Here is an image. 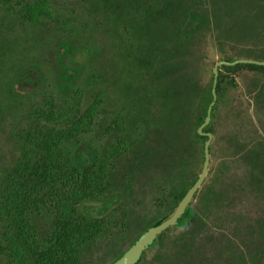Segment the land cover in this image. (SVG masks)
Listing matches in <instances>:
<instances>
[{
	"label": "trees",
	"instance_id": "1",
	"mask_svg": "<svg viewBox=\"0 0 264 264\" xmlns=\"http://www.w3.org/2000/svg\"><path fill=\"white\" fill-rule=\"evenodd\" d=\"M53 1L0 0V9L33 35L35 47L49 32L56 40L70 39L71 53L86 46L91 58L74 69L72 84L41 97L37 114L4 97L8 90L15 95L13 84L26 69L16 65L28 60H16L10 49L0 56V136L7 132L11 154L0 170V264H82L84 252L112 238L116 227L124 238L127 205L145 169L161 172L155 187L163 192L143 233L172 214L203 169L208 138L198 130L213 101L216 63L264 61V0H81L80 15L72 11L71 19L87 21L77 28H69L60 10L52 13ZM94 17L105 20L108 47L97 43L89 20ZM111 51L122 61L117 68L126 82L121 103L114 104L102 64ZM64 54L56 52L61 66ZM86 73L89 79L80 86ZM246 74L260 85L255 101L264 97L257 80L264 79V66L219 67L217 102L204 129L213 134L207 178L178 225L167 230H177L175 237L160 235L137 264H264V135L255 126L245 135V114L234 97ZM231 116L236 122L219 134L220 123ZM90 140L97 150L93 158L79 156ZM91 203L105 211L92 215ZM38 214L54 215L41 235ZM195 220L198 231L190 228Z\"/></svg>",
	"mask_w": 264,
	"mask_h": 264
},
{
	"label": "rangeland",
	"instance_id": "2",
	"mask_svg": "<svg viewBox=\"0 0 264 264\" xmlns=\"http://www.w3.org/2000/svg\"><path fill=\"white\" fill-rule=\"evenodd\" d=\"M79 4H82L81 0H58L57 2H54L52 12L55 13L56 9L60 10L59 12L63 13L64 19L63 21L68 24L69 28H77L78 26H82L86 19L81 16H77L75 20L71 19L72 11L74 14L80 15L79 10ZM65 9H69L68 12H64ZM91 22V25L94 26V36L98 38V44L100 46L105 45V39L106 36L104 35V32L102 29H104L102 26H104L105 20L101 17H94L92 20L89 19ZM97 25V26H96ZM67 26V27H68ZM98 27V28H97ZM5 32V37L2 38V34ZM28 33V32H27ZM31 35L32 33H28ZM49 32L45 34L42 33V38L44 39L43 42L39 44V46L35 47L34 37L33 35L28 36L24 33L23 30L19 29L17 26V20L16 16L9 11L5 9H0V40L3 42L0 44V56L2 53H6L9 49L11 52L16 55L14 58L16 60L25 59L24 61L28 63H36L38 57H43V53L45 51V47L47 46V42L50 36H48ZM51 38V37H50ZM51 40V39H50ZM114 42V41H113ZM111 43L106 44L105 47H108ZM45 45V46H44ZM10 52V51H9ZM107 55H105L104 58H102V62H97V64L102 63L105 67L104 71L106 73V84H107V92L110 96V101L114 104L115 101H120L118 94L123 89V86L126 84V82L120 80L121 73L120 70L118 71L117 67H121L122 69V61L120 59H116L114 55V51L107 52ZM13 55V54H12ZM14 56V55H13ZM211 56L213 58H217L215 56V52L211 53ZM10 58V57H9ZM89 79V73H86L84 77L82 78V81L79 83L80 86L86 85L87 81ZM120 80V81H119ZM258 82L261 81V83L264 85V79L259 78L257 79ZM98 87V86H97ZM56 87L53 86V90H55ZM260 90V85L256 87L254 79L252 78V75L246 74L239 82V89L235 93V99L237 98V101L242 106V112L244 115V123L242 120V124H244L245 128V135L246 132L249 130L253 132V129L255 126L260 134L264 135V97L262 100L257 103V100L255 101L254 95L256 96V93ZM264 92V91H263ZM122 101V100H121ZM120 101V103H121ZM21 114H23L21 112ZM17 115V114H16ZM18 118H15L17 120ZM247 119V120H246ZM15 120H11L12 125H14ZM236 121L232 120L231 116V122L228 121L227 124L220 123L219 128V134L224 132V129H227L229 126H232ZM248 122V123H247ZM17 123V122H16ZM246 124V125H245ZM3 129V128H2ZM5 131V129H3ZM3 133V132H2ZM8 137L7 132L6 135L0 136V170L4 168V166L8 163V160L11 157L8 143H7ZM1 172V171H0ZM147 170H143L140 174V181H142L144 184L148 182L149 175L146 173ZM143 175V176H142ZM136 197L133 198L132 202L130 201L131 206H133V209L130 210V205H127V213L130 212L129 220L126 222L125 227V237L121 238L116 235L118 232H120L119 228L115 230V233L112 238H108L105 241L101 242L100 244L91 247L87 251H85L84 258L82 260V264H111L116 254H118L121 251L127 250L131 244L133 239L139 235L143 234V231H145L146 225L144 224V220L146 221L155 215L154 211L151 210L150 200L148 197ZM141 199V200H140ZM139 200L141 201V205H143V209H139L140 205L138 204ZM245 207H250V211H254L252 207V203L250 201L244 202ZM88 211L92 215H98L99 211L103 210L104 207L102 204L97 203H91L87 205ZM259 208L258 210H260ZM116 214L117 217L119 216V210ZM143 212V213H142ZM123 212H120V215L122 216ZM146 216V218H144ZM150 216V217H149ZM148 217V218H147ZM143 221V222H142ZM190 228H192L194 231H198V225L196 220L192 222L190 225ZM175 231V232H174ZM177 230H171L167 233L168 237H175V235L178 233ZM118 238V239H117ZM158 249L150 250L148 251L147 257H152Z\"/></svg>",
	"mask_w": 264,
	"mask_h": 264
},
{
	"label": "flooded vegetation",
	"instance_id": "3",
	"mask_svg": "<svg viewBox=\"0 0 264 264\" xmlns=\"http://www.w3.org/2000/svg\"><path fill=\"white\" fill-rule=\"evenodd\" d=\"M53 4H54V1L51 2L52 8H53ZM51 27L52 28L54 27L53 21H52ZM50 37L48 39L47 46L45 47V51L42 55L43 57H41V58L38 57L36 63H29V65H27V64L23 65L24 67L21 66L19 63H17L16 66H17V70L19 69L18 71H20L23 68H26V69L23 71V74L21 75L20 79L18 78L19 80H17L13 84L15 95H12L10 90H8L6 92V94L4 95V97L6 96V101L9 100L10 103H14L15 101H17V102L20 101L23 103L24 109L29 110L30 108L33 107L36 109L35 111L37 112V114L39 111L41 97L44 94H46V93L55 94L58 86L64 87V86H68V84H72L73 80L70 77L73 78V75L75 73L74 69L78 68V66H80V65H88V64H90V61H91L90 51L88 50V48L86 46H83V45L78 46L77 49L74 50L73 53H71L70 49H68V47L66 45L67 42H70V39H68V38H61L60 39L59 38L58 40H56L55 34H53ZM60 50H61V53L62 52L65 53L63 56L64 57L63 58V66H61V64L59 65L58 56L56 55V52H58V51L60 54ZM72 59L75 60V64H77V65H75L72 62ZM53 86L56 87L55 90H53ZM38 121L39 120H36V122H38ZM94 143H95L94 141L90 140L87 143L82 144L79 156L83 155L84 157H86L88 159H92L93 153L95 151H97V150H95V148H96L95 145H93ZM33 156H35L37 159H39L41 154L40 153H33ZM50 169H51V173L54 174L55 173V166H54L53 162H50ZM146 173L150 174V175H149L148 182L145 184L139 180L140 179L139 176L141 174L138 173L139 175L136 177V183L135 184L139 185L141 187H134V194H133L134 199L136 197L140 198L139 196L148 197V199L150 200L149 206L151 207V210L154 211V213H155V215L152 216L151 218H149L147 221L145 219L144 224L152 223V221L154 220V217L157 215V213H158L157 204L160 202L158 192H163L162 187H160L161 190L158 189L159 187H155V183H161V181H162L161 172L154 171V173H148V172H146ZM53 186H54V184H53ZM43 188L46 189V187H43ZM50 188L53 189V187H50ZM53 195H54V193H53ZM164 196L166 197V195H164ZM164 196L161 195L160 197H164ZM140 200L138 202V204L140 205L139 209H141V208L143 209V205H141ZM132 201L133 200H131V202ZM128 205H130L129 206L130 210H132L133 206H131L130 201H129ZM116 206H117V204L115 205V207ZM103 211H105V207H104ZM51 217H54V215L49 216L48 219L46 217H44L43 215H40V214H38V216L36 217V221L39 224L40 235L44 234V232L46 230V228L43 227L44 222H46L47 220H50ZM144 218H146V216ZM115 219H118V218L115 217ZM115 229L117 230L118 227H116ZM167 233L168 232L166 231V235H167ZM38 236H39V233H38ZM141 258H140V260H141Z\"/></svg>",
	"mask_w": 264,
	"mask_h": 264
},
{
	"label": "water",
	"instance_id": "4",
	"mask_svg": "<svg viewBox=\"0 0 264 264\" xmlns=\"http://www.w3.org/2000/svg\"><path fill=\"white\" fill-rule=\"evenodd\" d=\"M238 64H252L258 66H264V61H257L252 59H238L234 62L230 61H219L216 63L213 72H214V85H213V101L210 104L207 112V117L205 122L199 128L198 133L201 136H207L208 140L205 144V161L203 165L202 172L193 185V187L187 192L185 197L176 207L172 214L163 219L162 221L156 222L151 225L146 232L142 234V236L131 246V248L116 262L113 264H137L142 257L143 253L147 251L154 242L158 239L160 235L169 230L170 228L177 226L178 221L183 217V215L187 212L191 202L194 199L195 194L202 187L205 182L207 175L209 173L210 168V145L213 140V135L211 133H205L203 130L206 126L211 123L212 120V112L213 108L217 102V84H218V75H219V67L221 66H236Z\"/></svg>",
	"mask_w": 264,
	"mask_h": 264
}]
</instances>
